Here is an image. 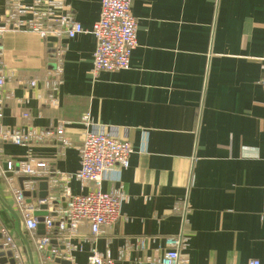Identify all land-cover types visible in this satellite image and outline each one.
<instances>
[{
	"label": "crops",
	"instance_id": "1",
	"mask_svg": "<svg viewBox=\"0 0 264 264\" xmlns=\"http://www.w3.org/2000/svg\"><path fill=\"white\" fill-rule=\"evenodd\" d=\"M61 1L85 32L69 39L57 36L53 24L46 38L55 39L54 60L47 39L29 30L2 37L0 125L35 132L61 126L67 145L0 143V246L8 231L29 264L17 237L24 231L12 189H23L26 181L20 185L19 178H32L15 174V166L46 163L67 179L72 195L94 188L75 179L89 115L94 125L128 141L133 153L127 169L108 171L99 186L102 192L122 188L121 218L94 241L81 226L72 241L75 264H85L92 249L108 252L116 264H135L160 256L164 238L178 235L189 238L180 252L189 264H264V0H131L137 47L130 68L97 75L90 31L100 0ZM9 4L0 0V19ZM33 79L30 89L26 81ZM47 190L59 201L54 210H64L60 188L51 180ZM32 193L28 203L35 204ZM63 244L55 235L50 248ZM29 246L33 264H41ZM0 252V261L9 263Z\"/></svg>",
	"mask_w": 264,
	"mask_h": 264
},
{
	"label": "built area",
	"instance_id": "2",
	"mask_svg": "<svg viewBox=\"0 0 264 264\" xmlns=\"http://www.w3.org/2000/svg\"><path fill=\"white\" fill-rule=\"evenodd\" d=\"M28 2V3H27ZM61 0H10L7 15L0 19V118L6 97L2 94L6 78L3 73L1 58L3 54L2 37L8 31L26 29L40 38H46L48 30L56 25L54 33L57 36L65 34L69 39L85 32L80 23L76 22L69 12L62 15L64 9ZM137 21L131 13V0H100V14L90 33L95 38V48L92 53V75L99 72L125 71L130 68V57L137 47ZM56 52V56H57ZM58 74L60 69H58ZM264 92V77L260 81ZM30 89L36 87V80L26 81ZM52 98L51 96L48 98ZM53 105L55 102L50 101ZM27 117V115H24ZM85 132L79 149L80 168L75 179L85 183H92L94 188L85 195H72L67 186V179L60 177L61 196L64 199V210H54V196H47L37 200L35 204L27 203L23 192L32 193L35 182L26 181L23 189H12L15 207L23 223L26 240L40 258L41 264H52L54 258H60L75 264L72 241L78 237L79 228L86 226L93 241L104 228L110 227L121 218V206L127 200L121 187L109 192H102L99 188L104 175L115 167L127 169L133 149L128 141L119 140L106 133L102 127L94 125L89 115L83 117ZM0 141L15 146L25 147L30 144H42L57 141L67 145L63 137V127L59 126L48 131H17L3 128L0 125ZM10 165L8 168L10 169ZM15 174L29 178L42 179L49 175L47 164L44 162L20 163ZM55 184V182H53ZM45 205V216H36L40 207ZM58 209V208H57ZM51 213H57L54 220ZM41 219V221H40ZM39 224L44 229L43 235L37 234ZM57 235L63 240V249H51L53 237ZM2 250L11 252L13 264H26L20 245L8 231L2 232ZM188 237L184 235L167 236L164 238V250L158 257H142L135 264H189L180 255L185 249ZM139 250H145V240L137 239ZM49 249L50 256L45 253ZM120 257L122 255H119ZM9 264V263H6ZM85 264H116L109 253H99L91 250ZM242 264H261L258 260H249Z\"/></svg>",
	"mask_w": 264,
	"mask_h": 264
},
{
	"label": "water",
	"instance_id": "3",
	"mask_svg": "<svg viewBox=\"0 0 264 264\" xmlns=\"http://www.w3.org/2000/svg\"><path fill=\"white\" fill-rule=\"evenodd\" d=\"M63 4H64V2H63ZM64 9H63V11H62V15L63 14H65V12H67L69 9L66 7L67 5L66 4H64ZM21 30H24V29H21ZM47 39V38H46ZM47 42L49 43V45H48V47H49V52H51V53H53L54 55H53V60H54V58L56 57V50H53L52 49V43H54L55 42V39H52V38H48L47 39ZM28 88V87H27ZM0 143H8V142H3V141H0ZM18 166L19 165H17V166H15V170L17 171L18 170ZM7 168H8V162H3V169L5 170V171H7ZM6 175L7 176H11V173L9 172H7L6 173ZM32 181V182H35V181H38V192H36V193H32L31 194V196L32 197H36L38 200H43V199H45L46 197H47V195H48V184H49V182L52 180L53 182H55V187L57 186V187H59L60 188V190H61V187H62V183L59 181L60 180V176L59 175H57V174H55L54 172H52V171H50V173H49V175L47 176V177H44V178H42V179H26V178H19V182H20V185L22 184V182L23 181ZM23 195L26 197V198H29L30 197V194L28 193V192H23ZM61 201H62V204H63V209L65 208V203H64V199L61 197ZM28 202H30V200L29 199H27V203ZM59 203V201H58V199H56L54 202H53V206H54V209L56 208V204H58ZM46 206L45 205H42L41 207H40V212H37V213H35V215L36 216H45L46 215V212H45V210H46ZM8 210H9V208H8ZM12 214H13V212H12ZM40 221H41V219H40ZM42 229V225L41 224H39V226H38V234H42V233H40L41 230ZM19 236H17L19 239H20V241H21V244L25 247V249H26V253H27V258H28V262H29V264H33V262H32V252H31V248H30V246H29V243H28V241L26 240V238H25V235H24V233L23 232H19V234H18ZM0 238H1V235H0ZM0 248H1V246H0ZM63 249V248H62ZM3 255V253L2 252H0V256H2ZM6 256H7V258H11V252H6V254H5ZM45 256L46 257H49L50 256V253H49V249L47 250V252L45 253ZM6 261H0V264H4ZM9 264H13L12 263V260H10L9 261ZM28 264V263H27ZM52 264H70L68 261H66V260H62V259H60V258H54L53 259V263Z\"/></svg>",
	"mask_w": 264,
	"mask_h": 264
}]
</instances>
